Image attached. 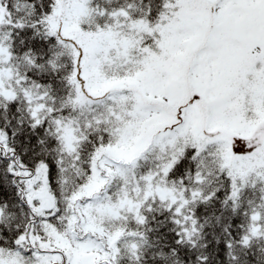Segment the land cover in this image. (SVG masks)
<instances>
[{"label": "snow or ice", "instance_id": "obj_1", "mask_svg": "<svg viewBox=\"0 0 264 264\" xmlns=\"http://www.w3.org/2000/svg\"><path fill=\"white\" fill-rule=\"evenodd\" d=\"M0 264H264V0H0Z\"/></svg>", "mask_w": 264, "mask_h": 264}]
</instances>
